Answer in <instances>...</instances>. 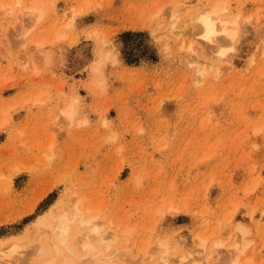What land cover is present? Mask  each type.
I'll list each match as a JSON object with an SVG mask.
<instances>
[{"label":"rangeland","instance_id":"obj_1","mask_svg":"<svg viewBox=\"0 0 264 264\" xmlns=\"http://www.w3.org/2000/svg\"><path fill=\"white\" fill-rule=\"evenodd\" d=\"M219 1L238 21L231 58L192 57L190 18ZM75 205L113 249L149 251L137 264H163L161 242L174 264H219L236 241L264 264V0H0V248L31 260Z\"/></svg>","mask_w":264,"mask_h":264},{"label":"bare ground","instance_id":"obj_2","mask_svg":"<svg viewBox=\"0 0 264 264\" xmlns=\"http://www.w3.org/2000/svg\"><path fill=\"white\" fill-rule=\"evenodd\" d=\"M227 10L228 6L226 3L219 1L190 18L192 31H190V38H188L189 40L186 46L182 45V47L188 49L192 57H197L196 48L198 44L202 43V45L204 44V46L210 48V55L213 56V58L219 61H225L231 58L229 51L233 48L234 41L238 34V21L236 18L229 17ZM24 15L28 18L25 19L26 21L29 20L33 22V27L44 19L45 12L41 8L37 9L33 7L25 12ZM25 20L24 22H26ZM176 23V21L172 22L169 26V30L176 36H183L184 33L182 31H176ZM27 24H25V26ZM25 26L21 25L23 28L21 35L24 38L29 35L31 30H25ZM18 34L20 35V32ZM36 49L41 54L42 63L45 65L53 64L56 59V52L53 46L47 42H42L35 47V50ZM214 60L215 59H206L204 60V64L214 66L216 65ZM205 71V68L201 70L199 76H204ZM198 82H201V79H199ZM60 112L65 120L72 123L79 110L76 107L75 101H72L63 106ZM240 230L245 231L243 228H240ZM128 233L130 235L134 234L133 231H129ZM112 235L113 234H106L103 232L96 221V217L88 216L79 206H69L52 224V238H49V241L36 247L31 253L32 255L37 253H39V255L41 254L40 256L38 255L39 258H36V260L34 258L35 261L33 260L32 262V255L31 260L27 258V256H30L29 254L23 257L24 251H20V249L25 245L15 243L6 248H0V264H137L143 263L147 258L149 251L144 252L141 256L139 254L142 253H139L137 255L138 258H134L133 255L130 256V254L128 255L126 252H124L127 254L125 255L122 252L123 250L119 251V248H115L116 250L113 249V244L117 242L118 237H113L114 235ZM243 236L245 235L243 234ZM207 243V239H203L200 245L206 248ZM222 245H224L222 242L215 243V248L207 255V262L211 257L212 259L214 258L215 252L219 249L218 247H222ZM27 246L28 245H26V247ZM247 246L248 244L244 242L241 243L236 241L231 250L228 251L229 253L227 256L222 259L219 264H245L241 261V254L246 251ZM103 247L104 249H102ZM161 247L162 250L160 251ZM111 248L113 251L115 250V252H118L117 254L112 252L111 256H108L107 252H109ZM158 249L159 251L156 252L159 253V260H161L163 264H174L167 242H161L156 250ZM25 250L27 251V249ZM115 255H117V257H115ZM179 264L200 263L194 254L189 253L188 256L184 254V256L181 257Z\"/></svg>","mask_w":264,"mask_h":264}]
</instances>
